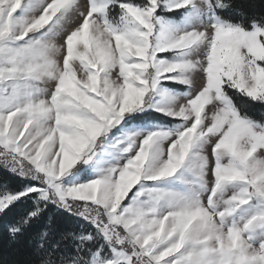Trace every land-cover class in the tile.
<instances>
[{
    "label": "snow or ice",
    "instance_id": "6c2138e0",
    "mask_svg": "<svg viewBox=\"0 0 264 264\" xmlns=\"http://www.w3.org/2000/svg\"><path fill=\"white\" fill-rule=\"evenodd\" d=\"M257 107L236 0H0V220L29 264H264Z\"/></svg>",
    "mask_w": 264,
    "mask_h": 264
},
{
    "label": "trees",
    "instance_id": "16d2710c",
    "mask_svg": "<svg viewBox=\"0 0 264 264\" xmlns=\"http://www.w3.org/2000/svg\"><path fill=\"white\" fill-rule=\"evenodd\" d=\"M236 2L238 5L243 6L249 14L264 12V0H236ZM251 113L259 118L261 115H264V109L257 107L251 109ZM5 182L12 189L20 186L16 179L0 171V184ZM26 207L27 206H19L17 209H14L12 213H9L8 217L0 220V264H29L30 261L35 259L32 255V249L29 248L26 241L21 239L13 242L10 239L5 227L6 224L18 213L26 210ZM42 225L43 221L40 226ZM55 228L58 235L59 233L79 230V224L74 222L71 218L57 215Z\"/></svg>",
    "mask_w": 264,
    "mask_h": 264
},
{
    "label": "rangeland",
    "instance_id": "374dc122",
    "mask_svg": "<svg viewBox=\"0 0 264 264\" xmlns=\"http://www.w3.org/2000/svg\"><path fill=\"white\" fill-rule=\"evenodd\" d=\"M22 2H23V0H22ZM178 91L180 90V89H177ZM70 250V249H69Z\"/></svg>",
    "mask_w": 264,
    "mask_h": 264
}]
</instances>
